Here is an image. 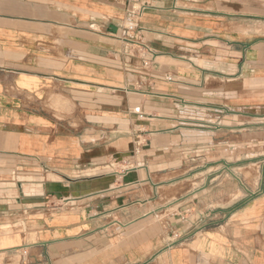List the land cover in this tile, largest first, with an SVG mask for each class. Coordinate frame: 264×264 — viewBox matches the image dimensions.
<instances>
[{
    "label": "crops",
    "instance_id": "obj_1",
    "mask_svg": "<svg viewBox=\"0 0 264 264\" xmlns=\"http://www.w3.org/2000/svg\"><path fill=\"white\" fill-rule=\"evenodd\" d=\"M262 37L264 0H0V264H264V138L222 123Z\"/></svg>",
    "mask_w": 264,
    "mask_h": 264
},
{
    "label": "rangeland",
    "instance_id": "obj_2",
    "mask_svg": "<svg viewBox=\"0 0 264 264\" xmlns=\"http://www.w3.org/2000/svg\"><path fill=\"white\" fill-rule=\"evenodd\" d=\"M137 9L138 7L136 6L134 10L136 11ZM262 38L264 39V37ZM133 41L139 42L137 40ZM131 47L135 49L137 48L135 44H131ZM198 64L203 68L208 67L206 63ZM231 71H233V69ZM230 78L231 79L228 81V85L231 89L232 99L235 97L234 91L236 89H239V86H241V88L244 87L245 98H241L240 101L236 99L232 100V106L230 107L231 113L222 123L230 126L240 125L241 127L239 129H246L243 131V133H245L243 138L248 142L255 141V139H258L259 136H263L264 138V117H261V115L264 114V63H247L245 72L242 74V77H240V84H238V82L236 81L238 80L236 79L238 78L237 76ZM238 111L242 113L240 118L235 115ZM138 141L139 145L142 144L141 139H139ZM261 153H263L264 155V145L259 147L251 146L246 148L247 161L242 166L245 167V171L248 174L253 169L254 171H256V165L251 164L252 162L249 159L251 158V156L260 155ZM26 167L30 166L26 165L25 168ZM23 180V183L25 184L28 182L26 179ZM0 182L2 183L1 179ZM0 188H2V184H0Z\"/></svg>",
    "mask_w": 264,
    "mask_h": 264
},
{
    "label": "built area",
    "instance_id": "obj_3",
    "mask_svg": "<svg viewBox=\"0 0 264 264\" xmlns=\"http://www.w3.org/2000/svg\"><path fill=\"white\" fill-rule=\"evenodd\" d=\"M131 14L133 15H136L137 16H140L141 15V10L140 9H137L136 11L133 10L131 11ZM121 31H122V39L126 42V43H129V44H135L136 46L138 47H141V49L145 48L146 47L144 45H142L141 43L139 42H134L133 40H138V29L137 27L133 24V23H129V22H125L122 26H121ZM147 50V49H146ZM148 53L152 54L151 51H148ZM144 57V55H143ZM153 58L148 59L146 61L143 62V65L146 67V66H149V62L152 61ZM169 80V78H168ZM136 111H138L139 109H135Z\"/></svg>",
    "mask_w": 264,
    "mask_h": 264
},
{
    "label": "water",
    "instance_id": "obj_4",
    "mask_svg": "<svg viewBox=\"0 0 264 264\" xmlns=\"http://www.w3.org/2000/svg\"><path fill=\"white\" fill-rule=\"evenodd\" d=\"M113 32H115V29L113 28V30H112Z\"/></svg>",
    "mask_w": 264,
    "mask_h": 264
}]
</instances>
